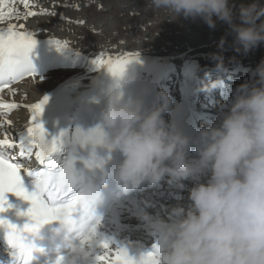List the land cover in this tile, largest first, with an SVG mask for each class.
<instances>
[{
  "label": "clouds",
  "instance_id": "obj_1",
  "mask_svg": "<svg viewBox=\"0 0 264 264\" xmlns=\"http://www.w3.org/2000/svg\"><path fill=\"white\" fill-rule=\"evenodd\" d=\"M147 6L170 20H202L211 29L218 21L226 24L238 52L264 43V0H147ZM225 40L221 37V51L211 54L217 70L224 67ZM137 63L131 60L120 73H111L100 122L91 128L100 131L88 158L95 162L86 168L110 175L123 195L165 178L178 188L194 181L187 204L172 206L166 219L151 220L159 234L158 245L149 251L152 264H264V59L230 102L220 105L218 122L201 128L196 137L165 119L173 103L166 88L156 92L151 105L142 96L126 94ZM221 83L214 80L205 90ZM97 145L108 150L104 158H97ZM193 147L195 155H190ZM113 151L121 158L105 169ZM78 172V206L83 209L97 199L100 185L84 170ZM78 206L70 222H62L69 231L77 227L85 240L98 219L93 223L88 213L74 217ZM67 249L62 264H82L88 256L82 242L69 241Z\"/></svg>",
  "mask_w": 264,
  "mask_h": 264
},
{
  "label": "bare ground",
  "instance_id": "obj_2",
  "mask_svg": "<svg viewBox=\"0 0 264 264\" xmlns=\"http://www.w3.org/2000/svg\"><path fill=\"white\" fill-rule=\"evenodd\" d=\"M14 5L21 19L11 22L23 24L24 29L21 30L34 34L36 43L29 55L33 61L43 60L46 70L35 79L28 76L12 84L15 95L8 89L0 92L4 101L19 105L7 112L0 109V139L7 133L18 140L31 116L30 109L25 106L38 102L44 96L48 100L40 119L50 110L59 111L67 106L75 108L84 99L94 95L112 77L106 67H97L94 63L96 57L101 55L105 59L111 57L115 60L129 53L133 54L129 59L135 58L134 54L139 53L135 83L152 89L156 74L163 70L157 89L166 88L172 100L176 101H181V95L175 86L187 76L189 66H203L197 76H190L187 84L188 102L192 101V95H197V108L205 117L199 121V125L203 126L209 122L215 124L220 119V105L224 101L216 96L219 89L225 92L237 89L252 78V69L264 59V43L247 53L238 52L233 47V37L228 34L226 24L218 21L215 29H211L202 20L183 17L170 20L165 18L162 11L148 7L147 0H29L28 9L24 8L20 0H14ZM43 9H47V12ZM29 10L37 14L24 19V14ZM53 11L56 15L50 14ZM7 22L6 18L0 22V27L6 26ZM221 37H226L223 47L224 67L217 70L211 54L221 51L218 47ZM51 40L67 41L68 46L58 49ZM214 80L222 83L211 92L205 90V86ZM210 98L214 101L212 105L206 104ZM165 117H169L167 113ZM6 120L12 123H4ZM16 151L11 150L12 155ZM193 183V180H186L184 187L178 188L167 183L165 178L156 185L127 196L123 200L126 209L106 221L109 230L100 228V231L126 240L129 235L130 241L151 244L156 234L151 220L166 219L172 206L187 204L188 192ZM177 197H181L180 200ZM87 249V257L95 258L106 251L92 244ZM110 255L114 257L113 250ZM82 264L104 262L85 259Z\"/></svg>",
  "mask_w": 264,
  "mask_h": 264
},
{
  "label": "snow or ice",
  "instance_id": "obj_3",
  "mask_svg": "<svg viewBox=\"0 0 264 264\" xmlns=\"http://www.w3.org/2000/svg\"><path fill=\"white\" fill-rule=\"evenodd\" d=\"M24 8L30 7L29 0H20ZM7 9V10H5ZM42 11L47 12V9ZM37 13L27 11L23 18L35 16ZM51 15H56L53 11ZM7 18L6 26L0 27V92L8 89L15 95V89L11 82L24 75L37 78L36 69L30 59L29 53L36 43L34 34L24 29V25L12 23L13 19H21L19 10L14 5V0H0V22ZM82 23V21H81ZM58 49L68 46L67 41H53ZM133 54H125L115 60L111 57H96L94 63L97 67H106L112 74H118L123 70L129 57ZM139 59V53L134 54ZM48 97L44 96L38 102L26 105L31 112L30 120L26 128V135L19 136L18 140L9 137L5 133L0 139V213L6 212L12 207L8 202L7 194L13 193L17 197L29 202V207L18 213L28 220L19 226L0 216V225L7 229L6 239L12 252V264H29L32 258L33 246L28 243V234L38 230L42 223L51 220L70 222L72 213L80 203L81 196L76 190L79 172L75 166L78 158L75 147L70 151L69 144L76 146H88L96 143L100 131L96 129H75L74 134L68 130H62L58 135L50 136L40 120V116L47 103ZM19 107L15 102H7L0 97V109L11 111ZM4 123L11 124V120ZM18 149L17 155H12L11 150ZM35 149V152H34ZM39 162V169H27L19 162V157L31 158ZM94 159L85 160L84 163L92 165ZM31 178L33 188L31 191L25 186L24 177ZM99 219L96 224H99ZM96 234V225L91 234L85 237L90 239ZM104 251L97 260L104 264H152L151 253H146L140 260L129 255L124 247H116L114 257L110 255L112 249L109 241L100 242ZM63 257H58L55 264H62Z\"/></svg>",
  "mask_w": 264,
  "mask_h": 264
},
{
  "label": "rangeland",
  "instance_id": "obj_4",
  "mask_svg": "<svg viewBox=\"0 0 264 264\" xmlns=\"http://www.w3.org/2000/svg\"><path fill=\"white\" fill-rule=\"evenodd\" d=\"M166 27L170 29V27H169L168 25H166ZM200 38H201V37H199L198 42H199ZM174 43H175V42H174ZM180 198H181V197H177L178 200H180Z\"/></svg>",
  "mask_w": 264,
  "mask_h": 264
}]
</instances>
